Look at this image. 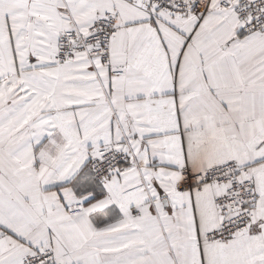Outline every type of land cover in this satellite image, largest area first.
<instances>
[{
	"label": "snow or ice",
	"instance_id": "snow-or-ice-1",
	"mask_svg": "<svg viewBox=\"0 0 264 264\" xmlns=\"http://www.w3.org/2000/svg\"><path fill=\"white\" fill-rule=\"evenodd\" d=\"M0 264H264V0H0Z\"/></svg>",
	"mask_w": 264,
	"mask_h": 264
}]
</instances>
